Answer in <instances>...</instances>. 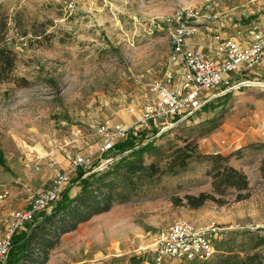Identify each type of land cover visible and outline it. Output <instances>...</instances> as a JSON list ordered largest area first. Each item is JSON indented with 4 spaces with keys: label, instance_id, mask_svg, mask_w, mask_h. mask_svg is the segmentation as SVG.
Here are the masks:
<instances>
[{
    "label": "rangeland",
    "instance_id": "374dc122",
    "mask_svg": "<svg viewBox=\"0 0 264 264\" xmlns=\"http://www.w3.org/2000/svg\"><path fill=\"white\" fill-rule=\"evenodd\" d=\"M182 9L195 17L179 20ZM220 11L234 20H264V0H0V15L7 17L2 43L17 55L15 78L0 81V185L9 187L10 199H32L70 157H85L83 170L96 161L95 169L103 170L118 159L116 149H102L99 126L138 124L155 99L153 81L173 73L171 33L186 23L194 29L187 37H202L218 18L205 15ZM233 91L204 104L216 108L202 105L173 127L152 125L135 135L145 130L142 142H154L146 163L164 165L185 139L201 153L228 157L247 175L246 199L234 201L236 190L229 189L224 205L174 206L172 195L211 189L208 163L191 160L179 175L162 177L64 233L45 264L188 263L156 259L163 235L178 220L196 228L214 223L213 244L237 231L264 238V93ZM70 188L71 195L79 190ZM257 250L264 255V239Z\"/></svg>",
    "mask_w": 264,
    "mask_h": 264
},
{
    "label": "trees",
    "instance_id": "16d2710c",
    "mask_svg": "<svg viewBox=\"0 0 264 264\" xmlns=\"http://www.w3.org/2000/svg\"><path fill=\"white\" fill-rule=\"evenodd\" d=\"M6 28L7 17L0 15V81L15 78L13 70L17 61L16 53L2 43ZM21 80L25 82V79ZM218 105L206 104L202 108H216ZM140 134L141 138H138L129 133L124 140L113 145L112 148L121 155L107 168L95 169L98 161L92 163L89 169L83 170L79 166L76 177L63 190L60 200L51 210L37 213L13 235L3 264H45L49 251L64 233L75 230L92 216L108 211L114 203L130 200L162 177L179 175L187 169L191 160L208 163L205 174L211 178V189L197 194L172 195L174 206L196 209L207 201L224 205L228 202L225 195L229 189L236 190L234 201L249 196L247 175L228 164V157L220 153H201L195 142L185 139L164 165L154 161L146 163L144 154L155 149V145L153 140L142 142L145 130ZM260 169L264 173V163ZM74 184L79 186V190L71 195L70 186ZM263 239L256 232L237 231L228 239L214 243L216 253L209 259L179 264H264V255L257 250ZM218 250L220 252L217 253ZM133 260L134 263L142 261L140 257H133Z\"/></svg>",
    "mask_w": 264,
    "mask_h": 264
},
{
    "label": "built area",
    "instance_id": "2783aa9c",
    "mask_svg": "<svg viewBox=\"0 0 264 264\" xmlns=\"http://www.w3.org/2000/svg\"><path fill=\"white\" fill-rule=\"evenodd\" d=\"M217 16L218 14L205 15L208 19ZM191 17H195V14L184 9L177 13L179 20ZM193 30L191 26L182 23L171 33L172 60L181 67L180 78L176 80L170 73L153 81L150 89L155 99L145 104L138 124L100 125L98 132L104 135L103 150H110L116 142L125 139L129 133L136 134L140 128L153 125L164 130L173 127L182 117L192 115L202 105L228 91L242 87L264 89V80L261 79L232 81L233 73L245 72L254 65L264 67V25L254 32L251 42L247 45H240L232 39L216 35L213 39L215 57L186 45L187 35ZM85 163V157H70L67 166L56 172L49 186L38 192L27 206L9 211L8 219L0 230V264L7 259L13 235L37 213L50 211L60 200L72 174ZM10 194L8 187L0 188V203ZM217 230L218 227L214 223L196 228L189 221L178 220L172 223L163 235L156 248V259L160 261L163 255L180 261L209 259L216 251L212 236Z\"/></svg>",
    "mask_w": 264,
    "mask_h": 264
},
{
    "label": "crops",
    "instance_id": "0c3cea01",
    "mask_svg": "<svg viewBox=\"0 0 264 264\" xmlns=\"http://www.w3.org/2000/svg\"><path fill=\"white\" fill-rule=\"evenodd\" d=\"M211 13H215V12H211ZM217 14H218V18L211 22V27L206 26L207 33H203L202 37L189 36L186 38V45L189 48H195L201 50L202 52L207 53L212 57H215L216 53H214L213 50V39L216 35H219L222 38L232 39L240 45H247L251 42L254 32L264 25V20L262 19L259 20V17L256 15L254 16L252 15L249 18H245L243 20H234L230 16L220 15L221 11L218 12ZM172 74L175 76L176 80L180 78L181 67L178 66V64H175ZM241 79L264 80V67L254 65L252 68H250L245 72L232 74V81H238ZM243 91H250V93L252 94L255 93L257 94L260 92L264 93V89L258 87H242L239 90L233 91V93H242ZM229 92L230 91H228V93ZM130 125L132 124H128V126ZM50 183L51 182H49L45 187L49 186ZM2 187H8V186L0 185V188ZM45 187H43L42 189H44ZM42 189H40L39 192ZM13 194L15 193L13 192ZM32 199H28V201L24 200L23 202H20L13 198L10 199L9 197L3 203H0V230L3 229L4 224L8 219L7 217L9 211L15 208H22L27 206L32 201Z\"/></svg>",
    "mask_w": 264,
    "mask_h": 264
}]
</instances>
